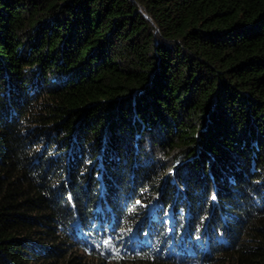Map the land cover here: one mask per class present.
Listing matches in <instances>:
<instances>
[{
    "label": "trees",
    "instance_id": "trees-1",
    "mask_svg": "<svg viewBox=\"0 0 264 264\" xmlns=\"http://www.w3.org/2000/svg\"><path fill=\"white\" fill-rule=\"evenodd\" d=\"M194 260L264 264V0H0V264Z\"/></svg>",
    "mask_w": 264,
    "mask_h": 264
},
{
    "label": "clouds",
    "instance_id": "clouds-1",
    "mask_svg": "<svg viewBox=\"0 0 264 264\" xmlns=\"http://www.w3.org/2000/svg\"><path fill=\"white\" fill-rule=\"evenodd\" d=\"M195 240H197V242L199 244V249L202 248L201 241L199 240V237H195ZM183 250L185 251V246L183 247ZM162 251H163L165 257L168 258V259H170L172 256H174V254L168 253V251L164 247H163ZM198 261L199 260L191 261L190 264H198L199 263Z\"/></svg>",
    "mask_w": 264,
    "mask_h": 264
}]
</instances>
